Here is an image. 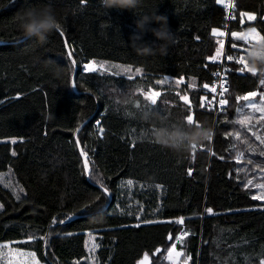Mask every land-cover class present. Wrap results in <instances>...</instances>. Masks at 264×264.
<instances>
[{"label":"trees","instance_id":"obj_1","mask_svg":"<svg viewBox=\"0 0 264 264\" xmlns=\"http://www.w3.org/2000/svg\"><path fill=\"white\" fill-rule=\"evenodd\" d=\"M45 2L0 0V176L10 175L17 187L16 191L0 183V204L4 206L0 210V244L35 251L45 264H137L145 252L154 263L185 230L190 237L181 249L193 257L190 264H259L264 259V203L253 200L254 191L244 186V175L237 171L246 166L252 169L254 164H248L249 159L237 163L235 142L229 134L236 130L241 139L248 136L252 140L237 123L242 102L238 104L235 97L261 91V77L241 74V66L225 60L229 92L224 113L215 118L211 108L200 107L201 96L208 97L203 84L212 85L213 73L219 69L206 65L219 41L211 30L227 29L226 7L215 0H144L135 13L115 9L107 13L98 0H51L62 18L64 36L53 32L44 45L34 38L22 39L14 15ZM233 5L235 20L229 22V37L231 31L248 27H256L264 35V0H233ZM157 8L158 14L167 15L175 41L167 56L140 57L128 44L133 21L136 15ZM242 12L255 14L257 21L241 26ZM144 39L152 42L154 38L148 33ZM69 49L74 51L76 66L67 58ZM227 55L246 57L231 49H226ZM37 57L51 58L56 65L71 69L69 77L54 79L41 65L34 66ZM93 61L130 66L133 79L116 75V71H80ZM136 68L141 69L139 74ZM181 77L184 83L179 86L157 83ZM114 87L134 91L135 102L116 110L108 94ZM148 89L162 93L155 106L141 95ZM177 93L189 96L191 109ZM144 106L166 116L169 124L191 111L197 123L212 127V140L183 152L161 147L146 136L151 125L137 118ZM84 124L77 133L75 129ZM81 147L88 153V173L79 155ZM247 158L264 162L261 156ZM128 181L165 190L155 220L159 223L140 224L135 217L115 212L126 195ZM101 184L109 188L108 196L102 195ZM153 198L146 203L155 205L157 199L153 202ZM85 204L90 205L86 215L81 212ZM206 208H212L213 214ZM181 216L184 224L178 225L175 221ZM92 235L95 248L90 260Z\"/></svg>","mask_w":264,"mask_h":264},{"label":"clouds","instance_id":"obj_2","mask_svg":"<svg viewBox=\"0 0 264 264\" xmlns=\"http://www.w3.org/2000/svg\"><path fill=\"white\" fill-rule=\"evenodd\" d=\"M98 2L107 13L113 9L135 13L142 7L144 0H98ZM13 20L22 39L34 38L40 45L46 44L49 35L63 27L62 18L51 0L19 10ZM133 24L134 31L128 38V44L138 56H167L168 48L175 41V33L169 25L167 15L158 14L157 8L153 12L136 15ZM148 33L154 38L152 42L144 39ZM245 59L249 68L264 78V41L253 44L247 51ZM36 65H41L58 80L67 79L71 72V69L56 65L51 58L37 57L34 60V66ZM108 94L116 110L135 102L134 91L125 92L114 87L108 90ZM136 115L139 120L151 125L150 132L146 133L148 138L161 147L177 152L188 151L192 145L208 141L213 135L212 127L206 122H199L197 126H193L186 118H182L176 123L169 124L166 116L148 106L141 107Z\"/></svg>","mask_w":264,"mask_h":264},{"label":"snow or ice","instance_id":"obj_3","mask_svg":"<svg viewBox=\"0 0 264 264\" xmlns=\"http://www.w3.org/2000/svg\"><path fill=\"white\" fill-rule=\"evenodd\" d=\"M217 5H224L225 4V0H215ZM226 7L232 8L235 7V5L232 4H228L226 5ZM243 17H247L248 21H257V17L255 14L251 13V12H242L240 13V20L238 21V23L243 26L244 25V21H243ZM58 34L60 36H64V32L62 30V28L60 30L57 31ZM211 34L213 37H224L226 35V33L224 31H221L218 28H213L211 30ZM244 42V44L248 45V48L245 49H238L237 48V43L238 42ZM260 41H264V35H261V33L259 31H257L256 27H248L247 31H231V40L229 41V43L231 44V48L237 51H241V52H247L253 44L258 43ZM254 42V43H253ZM65 47H67L68 42L65 41ZM218 43V47L215 50V54L212 55L210 54L208 56V60L211 62L209 65H206V67H211L213 65H215L216 67H220L221 64L223 63V61L221 60L222 54H224V50H225V42L223 40L217 41ZM74 57V51L69 49V51L67 52V58L68 60H70L71 64L73 66L77 65V61L73 58ZM227 61L228 62H232L234 61V63L239 67V73L244 74V73H250L252 77H255L257 74L249 68L247 60L245 59L244 55H240L238 58L233 56V55H227ZM113 67L118 68L117 73H115L116 75L120 74V71H123L125 74H127L128 76V80H132L133 76L129 73H131L132 69L131 67H123L121 68V66H117V65H113ZM80 71H85L88 73H95L96 71H98L95 61L91 62V63H85L83 66V69H81ZM227 71V70H225ZM136 73H140L141 69L140 68H136L135 69ZM232 75H235V72L231 73ZM213 75L217 78H220V72H214ZM167 79V78H166ZM177 85L183 84L184 83V78H178L176 81ZM72 83V87H77L75 79H73L71 81ZM157 83H162V81H157ZM259 83L261 85H264V78H261ZM226 81L224 84H221L220 87L222 88V91L220 92V96L223 97L225 93L228 92V88L225 86ZM203 89L208 90L210 93L215 94L217 93V87L216 86H212L208 83H204L203 84ZM141 95L143 96V99L147 102H149L151 105L155 106L158 103V98L161 97L162 93L159 91H154L152 89H148L147 91H141ZM177 95L179 96L180 100H182L184 102L185 105H187L189 107V109L192 108L190 99L188 95H180L179 93H177ZM259 98V103H255L253 101L256 100V98ZM206 97L201 96L200 98V107L201 108H205V101ZM236 102L239 104L240 101H244L246 102V106L250 109L253 110V112H259L261 113L260 115V121H264V89H262L261 91L257 92V91H249L244 95H239L235 97ZM219 104L220 106L223 108V106L228 104V100L227 99H223L221 98L219 100ZM137 107H139V105L137 104ZM209 107H211V105H209ZM239 110V108H238ZM186 119L188 120V122L192 125L197 126L198 123L196 121V117L195 114L193 112H189V114L186 116ZM252 120V116H246L244 119L238 121V123H240L241 125H247L250 121ZM100 122L97 121V124H99ZM257 123H259V121H257ZM252 129H249V131H251ZM75 131L77 133H79L81 131L80 127H77L75 129ZM101 132H103V129H100ZM252 134L256 137L257 140L260 141L261 145H264V137H261L260 135H258L256 132H252ZM231 135V133L229 134ZM235 137L237 140H240L241 138V133L240 132H236L235 133ZM212 140V137L209 139ZM13 144H15L17 141L15 139H13L11 141ZM76 144L79 146L80 145V141L77 140ZM133 147H135V145H133ZM193 148L196 147V145H192ZM248 150L255 153L256 149L251 145L248 144ZM12 155L15 156L16 153L13 151ZM79 155L81 157H83V169L85 173L89 172V160H88V153L86 151L83 150V148L81 147V150L79 152ZM212 155H215V153L213 152ZM240 155L242 156L243 153H240ZM259 156L264 157V148H262L259 152ZM221 159H223V157H221ZM241 161L238 159L237 163L239 164ZM254 161L252 159L248 160V164H253ZM257 168H259V170L261 172H264V166H261L260 164L256 165ZM192 169L188 170V175L192 176ZM129 184H131V181H128ZM252 185L254 188L258 189V194L253 195L251 198L255 201H264V182L261 183H255L253 184V181L251 179L247 180V183L244 185L246 188ZM159 187V186H158ZM100 188L102 190V195L104 196H108L109 195V188L106 187L104 184L100 185ZM21 191L23 192V188H21ZM17 199H19V196H17ZM97 199H99V197H97ZM4 206L2 204H0V209H2ZM90 205L89 204H85L83 209H81L82 214H87V211L89 210ZM205 211L208 214H213V209L212 208H206ZM69 219H71V217H69ZM160 221H146V223H159ZM56 223V219H53V224ZM59 223L63 224L64 220L60 219ZM168 223H171V221H168ZM176 224L178 225H182L184 224V217H180L179 219H177L175 221ZM140 225L137 224L136 227H139ZM68 235H71V233H68ZM89 235H91V233H89ZM189 235L188 232H183L181 235L176 236L175 240L177 241H183V239L185 237H187ZM173 239V236H169V240L171 241ZM29 240H32V237H29ZM40 240H43L45 242V244H47V240H45V238L43 236L40 237ZM17 243H25V242H17ZM95 247V246H94ZM2 248H8L9 249V256H12V249L8 244H3L0 245V249ZM157 253H161V249L157 248L156 249ZM19 254H23V255H27L28 257H30V264H41V260L37 258V253L35 251H28L26 253H19ZM4 253L2 251H0V256H3ZM181 257H184L183 260H181ZM167 260L169 261V264H190V262L193 261V257L191 255H185V253L183 251H179L177 250V244L173 243L172 246L170 248L167 249ZM9 264H11V260L9 261ZM137 264H152V261L150 260L149 254L147 252H145L142 256L141 259H139L137 261ZM259 264H264V259L260 260Z\"/></svg>","mask_w":264,"mask_h":264},{"label":"rangeland","instance_id":"obj_4","mask_svg":"<svg viewBox=\"0 0 264 264\" xmlns=\"http://www.w3.org/2000/svg\"><path fill=\"white\" fill-rule=\"evenodd\" d=\"M227 1H229V0H225V4ZM225 4H224V6H225ZM232 14H233V18H235L234 17V10L232 11ZM246 21H247V19H246ZM249 23H253V22H249ZM228 29L229 28H227L224 31L226 33V35L224 37L229 35ZM216 38L220 41V40H222L223 37H216ZM225 48H227V47H225ZM244 53L247 54V52H244ZM223 57H224V54H222L221 59H223ZM224 59L227 60V56ZM117 66H120V65H117ZM96 67H97L98 71H116V72L118 71V68L113 67V66H109V65H98V64H96ZM123 67H125V66H121V68H123ZM98 71H96V72H98ZM132 71H133V69H132ZM132 71L129 74H132ZM120 73L125 74L123 71H120ZM169 80H171V79H169ZM169 80L162 82V83L174 84V87L179 86L176 84V82H175L176 80H172V81H169ZM162 83H160V84H162ZM262 89H264V85H262ZM241 102H242V104L239 105L238 114H236V117H237L236 120L238 123V121L244 119L246 116H252V120L247 125H242L245 128V130L247 131V133L250 135L252 140L251 141L247 140L248 136H246L242 139L240 138V140H237L235 137L236 130L233 131L231 133V135H229V137L231 139L233 137V140L235 142V144H234V146H235L234 148L236 149V151H235V154H236L235 158L236 159L235 160L239 159L241 161L240 164L245 159H252V158H247L248 155L259 156V152L262 149V145L260 144V141L256 139V137L252 134V132L254 131L258 135H260L261 137H264V121H260V119H259L261 113H259V112L254 113L252 109H250L246 106V102H244V101H241ZM253 102L259 103V98L257 97L256 100ZM217 115L218 114L216 113L215 118H217ZM257 121H259V123H257ZM249 129H252V130L249 131ZM248 144H251L256 149L255 153L248 150ZM240 153H243V155L241 156ZM253 161H254V163H253L254 167L252 169H250L249 167L246 166L244 169L238 170L237 171L238 174L240 176L244 175L246 183H247L248 179H251L253 181V184L264 182V172H261L259 170V168L256 167L257 164L264 166V162L262 161V163H261V162H258L256 160H253ZM12 181H13L12 177L8 174H2L0 176V183L1 184H4L6 186L10 185V187L13 186L17 191V187L14 186ZM124 186H125V190H126V195L123 196L122 203L120 205L118 204L116 206L115 212H117L120 215L125 214V215L135 217V218L139 219L138 221L140 222V224H144V223H146V221H150V220L155 221L157 219L159 212H160V201L164 196L165 190L160 186L158 187V186H153L150 184L135 183V182H131V184L126 182L124 184ZM247 188H249V190L251 189L254 191L253 195L258 194V189L254 188L252 185H249ZM153 196H155V199L153 198L154 199L153 202L157 199L155 205H153V203H150L148 205L146 202H148ZM154 206H156V208ZM183 232H186V231L182 230L176 236L181 235ZM189 237H190V234L187 237H185L183 239V241H177L174 238V240L170 243V245H168L165 248L164 253L161 254L155 260L154 263L152 262V264H169V261L167 260V249L170 248L173 243L177 244V250L183 251L185 253V251L182 250L181 248L184 247V245L188 241ZM0 245H3V244H0ZM8 245L12 249V256L11 257L9 256V249L8 248L0 249V251H2L4 253L3 256H0V264H9L10 260H11V264H30V257H28L27 255L19 254L21 252L26 253L28 251L21 250L12 244H8ZM94 248H95L94 247V236L92 235V236H90L89 241H88V250H89L90 260H93ZM37 258H38V256H37ZM183 259H184V257H181V260H183ZM41 264H45V263L41 262ZM88 264H95V262L94 261H88Z\"/></svg>","mask_w":264,"mask_h":264},{"label":"built area","instance_id":"obj_5","mask_svg":"<svg viewBox=\"0 0 264 264\" xmlns=\"http://www.w3.org/2000/svg\"><path fill=\"white\" fill-rule=\"evenodd\" d=\"M228 4H232V5H233V0L228 1V2L225 4V7H226V5H228ZM233 8H234V7H232V8L226 7V9H227V14H228V15H227V28H229V25H230L229 22H232V21L235 20V19L233 18V14H232ZM228 30H229V29H228ZM228 38H229L228 36L222 38V40L225 42V47H227V41H228ZM226 49H227V48H225V50H224V57H223V59H221V60L223 61V63L221 64V66H220L219 69L217 70L218 72H220V78H217V77L214 76V82H213V84H212V86H216V87H217V93L212 94V93H210L208 90L206 91L208 97H207V99H206V101H205V105H206L207 107H209V105H211V107H209V108H211V109L213 110L215 116H216V113H217L218 115H220V114H222V113L224 112V109H225V106H226V105L223 106V108H222V107L220 106V104H219V100H220L221 98L226 99V94L229 92V85H228V83H227L228 75H227V71H225V70H227V68H226V66H225V62H226L225 60H226V59H224V58L226 57ZM225 81H226L225 86L228 88V92L225 93L223 97H221V96H220V92L222 91V88L220 87V85H221V84H224ZM218 115H217V116H218Z\"/></svg>","mask_w":264,"mask_h":264},{"label":"crops","instance_id":"obj_6","mask_svg":"<svg viewBox=\"0 0 264 264\" xmlns=\"http://www.w3.org/2000/svg\"><path fill=\"white\" fill-rule=\"evenodd\" d=\"M230 1V0H229ZM228 2V1H227ZM226 2V3H227ZM246 19H247V17H243V21H244V24L246 23V22H254V21H248V19H247V21H246ZM229 37V36H228ZM231 40V36L228 38V41H227V49H231V50H234V49H232L231 48V44L229 43V41ZM242 44V46L240 47L238 44ZM248 47V45H246V44H244V42H238L237 43V48L238 49H245V48H247ZM246 52V51H245Z\"/></svg>","mask_w":264,"mask_h":264},{"label":"water","instance_id":"obj_7","mask_svg":"<svg viewBox=\"0 0 264 264\" xmlns=\"http://www.w3.org/2000/svg\"><path fill=\"white\" fill-rule=\"evenodd\" d=\"M85 125H86V124H84V125L81 127V130L83 129V127H84ZM80 132H81V131H80ZM80 132H79V133H80ZM262 202L264 203V201H262Z\"/></svg>","mask_w":264,"mask_h":264}]
</instances>
